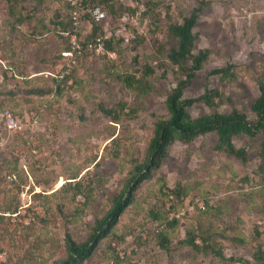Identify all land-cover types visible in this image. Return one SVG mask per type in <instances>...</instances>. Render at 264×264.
<instances>
[{"label": "rangeland", "instance_id": "obj_1", "mask_svg": "<svg viewBox=\"0 0 264 264\" xmlns=\"http://www.w3.org/2000/svg\"><path fill=\"white\" fill-rule=\"evenodd\" d=\"M199 1L114 0L136 9L113 17L100 6L108 18L98 24L97 36L113 34L114 50L105 52L100 44L67 55L68 40L54 24L71 14L67 0H24L17 11L30 18L21 23L0 0V112L9 108L22 125L11 131L0 121V251L7 253L6 264L62 262L68 258L65 230L77 243L89 240L96 221L124 190L133 161L144 160L155 120L168 115L165 99L176 83L175 67L153 51L151 30L154 24L164 29L169 21L179 22ZM206 1L193 28L194 50L206 48L209 57L183 96L200 95L207 78L210 88L228 98L219 111L236 107L255 120L251 103L264 68V0ZM76 31L79 42L91 32L90 20H79ZM144 62L154 67V88L138 96L116 75ZM228 63L233 78L208 74ZM119 101L138 106V114L115 123L98 107ZM187 110L192 117L210 111L201 101ZM233 140L246 147V161L217 149L214 133L173 141L107 236L75 264H241L230 256L255 264L256 248L264 252V183L257 173L261 134L240 133ZM75 182L83 186L78 194L71 189ZM174 186L185 195L168 193ZM152 211L177 222L169 227ZM198 228L211 233L223 259L182 243L187 229ZM160 230L168 235L167 249L158 245Z\"/></svg>", "mask_w": 264, "mask_h": 264}, {"label": "trees", "instance_id": "obj_2", "mask_svg": "<svg viewBox=\"0 0 264 264\" xmlns=\"http://www.w3.org/2000/svg\"><path fill=\"white\" fill-rule=\"evenodd\" d=\"M7 4V11L10 17H14L16 23L30 18L27 14L23 16L17 11V6L21 5L24 0H4ZM83 7L99 5L103 9H106L107 13H110L113 17H120L124 13H135L136 9L114 0H82ZM208 2L206 0H200L198 4L191 9L189 14L183 15L179 22L169 21L166 28L161 29L157 24H154L152 32V49L154 52L161 55L165 59L168 65L175 67L174 74L176 76L175 85L170 88L166 95L165 104L168 110L166 117H159L154 122L152 136L147 143L145 150L144 160H134L131 169L129 170V177L126 186L122 192L114 196L112 206L108 212L100 219L96 221L93 232L88 241L83 243H77L74 241L69 232H64V243L68 253V258L62 262L56 264H75L76 262L88 257L91 251L96 246L98 240L107 236L109 231L116 224L118 217L123 213L125 208L131 203L133 192L137 185L144 179L151 176L154 170H156L161 161L167 157L168 148L170 144L179 140L182 142H188L197 135H206L208 133H214L216 135L215 147L224 151L225 153L234 156L241 161L247 160L246 147H237L234 144V136L240 133L247 134L249 136L255 135L257 132L261 134V141L258 151L259 163L257 166V173L264 183V68L258 77V96L251 103V110L255 113V120H249L246 115L240 112L236 107H231L227 111H219V106L224 103L228 98L225 96L222 90L217 88H210L206 83L204 84V91L195 97H184L185 89L191 84L192 80L196 76L197 72L202 69L204 62L209 57V50L206 48L194 50V42L196 40V34L193 31L195 24L198 21L199 16L203 13V9ZM36 7V6H35ZM70 8L69 4L65 2V9ZM68 14V16H67ZM66 18L62 20L61 16L57 17L54 22L60 35L62 32L69 31L75 33L78 32L73 25L71 15L67 12ZM61 15V14H59ZM61 18V19H59ZM90 20L91 32L84 36L82 40H79L81 44L80 49L72 51H92L97 45L102 44V48L105 52L113 51L115 44V36L113 34L104 37L101 36L98 41L96 38L97 33L101 32V27L90 19V14L84 11L79 16V20ZM165 31V35L162 39L158 38V34ZM64 37V36H63ZM64 48L65 51H70L69 38ZM174 40V44L170 39ZM143 36H140L135 43H140ZM119 40H116L118 43ZM136 51V46L133 47ZM136 53V52H135ZM72 55V54H71ZM137 53L134 59L137 58ZM166 65V64H162ZM233 66L228 63L225 66L214 68L208 72V74L219 75L221 79L225 81L234 77V72L231 70ZM163 74H165L163 72ZM154 67L149 62L142 63L135 71L123 70L116 75V78L124 86V88L135 92L138 96H143L151 92L154 88ZM68 78V74L61 76V82ZM59 88V84H57ZM41 90H38L37 93ZM201 101L205 103L210 111L206 114L192 117L187 108L193 103ZM103 115L112 122L118 123L123 119L134 118L138 112V106L128 105L126 101H119L113 106L106 107L102 104L98 106ZM63 180V178H62ZM63 185V183L61 184ZM74 194L82 192L83 186L80 182H75L71 187ZM168 193L172 194L176 198H180L185 195V191L178 186L168 190ZM87 196V195H86ZM151 216L154 219H166L163 214L152 211ZM176 219L173 217L170 220L166 219V223L169 227H173L176 224ZM158 245L161 248L167 249L169 244L168 235L165 231H159L156 234ZM182 243L189 245L194 251L204 254H212L223 259L225 256L222 249L216 245L212 239L211 233L202 228L187 229ZM253 257L256 261L255 264H264V252L260 246L256 248L253 253ZM230 261H237L241 264H253L249 259L244 257H228Z\"/></svg>", "mask_w": 264, "mask_h": 264}, {"label": "built area", "instance_id": "obj_3", "mask_svg": "<svg viewBox=\"0 0 264 264\" xmlns=\"http://www.w3.org/2000/svg\"><path fill=\"white\" fill-rule=\"evenodd\" d=\"M69 6H70V15L73 20V25L75 26V29H77L79 20L77 19L79 16V13H84V11H87L90 14V18L93 22L101 23L103 20L108 18L106 16L104 10L99 6H89L87 8L83 7L82 0H67ZM74 11V12H73ZM76 11V12H75ZM117 31V30H116ZM115 31V33H116ZM64 36H68L70 40V47L71 50L64 52L65 54H71L73 50L80 49V43L77 41V37L75 33H70L69 31L62 32ZM101 36H98L96 39L99 41ZM31 118L34 122L37 121L36 114L32 113ZM0 121L4 126H6L11 131H20L22 128L21 120L20 118L12 112L9 108H5L2 112H0ZM13 176L9 177V179H12ZM38 191V190H36ZM24 195V194H23ZM22 195V196H23ZM24 206V205H23ZM7 259V253L6 251H0V264H6Z\"/></svg>", "mask_w": 264, "mask_h": 264}]
</instances>
